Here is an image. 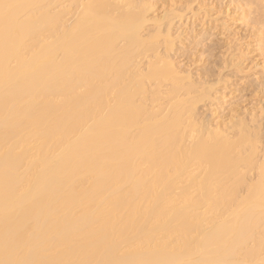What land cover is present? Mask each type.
Returning a JSON list of instances; mask_svg holds the SVG:
<instances>
[{
	"label": "bare ground",
	"instance_id": "bare-ground-1",
	"mask_svg": "<svg viewBox=\"0 0 264 264\" xmlns=\"http://www.w3.org/2000/svg\"><path fill=\"white\" fill-rule=\"evenodd\" d=\"M153 2L0 0V264H264V111L200 118Z\"/></svg>",
	"mask_w": 264,
	"mask_h": 264
},
{
	"label": "rangeland",
	"instance_id": "rangeland-1",
	"mask_svg": "<svg viewBox=\"0 0 264 264\" xmlns=\"http://www.w3.org/2000/svg\"><path fill=\"white\" fill-rule=\"evenodd\" d=\"M149 1L151 2L153 0H149ZM154 1H156V2H153L155 4L157 2L159 4V2H160V4L159 5L157 4L156 8H155L156 10L158 9V12H160L162 6L168 0H165V1L164 0H160V1L154 0ZM181 1L182 2L185 1V3L183 2L182 4H180ZM186 1L187 0H174V3H173L174 8L177 7L176 9L180 10L181 7L183 5H185L189 0L187 2ZM194 1L190 0L189 2H191L193 4ZM234 1H236V2L238 1V2L237 3L233 2V0H204V3L207 4V5H205V4H203V0H197V1H195L196 3H194L195 5L193 4L194 7L197 6V8H198V4L200 5L202 3L200 5V6H202L201 10L203 9L207 13L209 12L208 14H210V15H208V17H206L208 19L207 20H206V18L204 19L203 16L205 14L202 15V13H205V11L202 12L201 10H200V13L198 11L197 15H194L195 17L192 18L193 15L191 14V12L189 10L187 12L186 9L184 8L185 6H184V7H182L183 10L181 9L182 11H184L183 12L184 14L186 13L185 15L182 14V16H183L182 19L184 21L181 19V20H178V22H177L176 21L177 19H176L173 21L174 24L172 23V26H171V28L172 27L174 28V30L172 28L173 37L176 36L174 34L178 30H181L183 32V30L185 29L184 30L185 33L184 32L182 33L181 31L179 33H177L176 37H178V35H179V37L182 39L180 41L181 42L183 41V42L181 43L179 41L180 38L178 39L179 42L176 41L177 47L175 45L174 52L172 54L173 55L172 59H174L173 61L177 65H181L182 68L180 66L179 67L183 70L186 68H187L186 70H189L191 68V70L189 72L191 73V71H192V73H193V74L191 73L192 76L195 75V76H193V78L196 79V77L198 78V76L201 77V78L199 77L196 81L200 80V82H204L203 80H205V78H206V81H207V82L205 81L206 84H208V83L214 84L215 81H217V80L219 81V79H220V83H218V81H217L216 85L214 84L215 86L213 84H211V85H213V87H214L213 90L217 94H218V91L219 92L223 91L225 94L219 93V95L220 94L225 95L226 99L223 97V95L221 96L222 100L219 101V103L223 102V103H221V105L214 103V102L208 101V102H210V103H208L207 101H205L207 103L203 102L205 105L203 103H202V105H200L201 104L200 103L198 105V107L200 109L198 108V110H197V115L199 113L198 116H200V115L205 116L204 119L212 121V124L214 122H215L214 124H216L218 122L217 120H219V119H220V121H225V119L228 118L232 114V110L234 112L233 114H235V115H238V114L241 115L242 114V116H243V114L245 115V113L250 109L251 106H253V107H251V109H253L256 106L257 109H259L258 107H260L262 109V113L264 111V29L262 27L263 23H261V24L259 23V21L262 22L264 19V10H263L264 2L261 3L262 0H258V1H261L258 3H260V5L262 7L256 3L258 6L257 7L255 5L256 8H259V6H260L259 11L257 12L256 11L257 9L255 7H254L255 10L254 11L252 10L253 5L251 8H248L249 6L247 4H248L249 0H234ZM239 1H240V3H239ZM245 1L247 2L246 5H245V3H246ZM241 2H245V3H241ZM175 3H176V5H175ZM177 4L180 6L178 7ZM190 6L193 8V6L191 4H190ZM195 8L192 10L193 11L197 10V8L196 9ZM208 8H210L209 11H208ZM248 9H251V11L249 10L250 14L252 11L254 13L252 12V14L249 15ZM260 9L263 11L260 12ZM210 11H212V12H210ZM158 12L155 11V14H157ZM187 15H188V18H186ZM200 15H202V16H200ZM189 16H191V17L189 18ZM205 16H207V14ZM196 17H198V18L202 17L200 19H203V20H200V22H198L199 19ZM212 17H214V19ZM243 17H244V20H243ZM209 18H211V20ZM186 19H187V21H186L187 24L189 23L188 25L190 27L193 26V28H189L188 25L186 26V23H185ZM188 19H190V20L188 21ZM191 19H193V21ZM212 19L215 21H213ZM220 19H222V20H220ZM223 19L225 20L226 25H224L225 23H224ZM210 21H211V23H210ZM216 21L219 22V26L221 25L220 27H217L218 23ZM183 22L185 24H183ZM203 22H206L203 24V25L206 24L205 26L202 25ZM208 22L210 24L207 25ZM179 23H180V26H179ZM220 23H222V24H220ZM258 23H259V25H258ZM182 25H185L187 27L188 31H187L185 26H184V28L183 27L181 28ZM200 25L202 28L205 27V30H202ZM260 25L262 28L260 27ZM177 26H179V27H177ZM222 26L223 27L227 26L228 29H227V27H224V29H223ZM215 27H217L218 29ZM175 28H176V30H175ZM191 30H192V34H190ZM193 30L196 32L193 33ZM218 30L219 31L221 30L220 32L223 35L225 34L224 38L226 37L227 38V39L225 38L226 40L224 38H222L223 35L220 34V32H218ZM194 34H195V36H193V37H196V34H197L196 38L192 37V35H194ZM231 34L234 36H232ZM182 35H183V37H182ZM227 36H229V37H227ZM176 37H174V38H176ZM220 38H222V39H220ZM229 38L232 40L234 39V40L230 41ZM224 40H225V42H224ZM226 41L228 43H226ZM196 42H199V44ZM236 44H238L242 48H239V46ZM235 45L238 46L237 48L240 49L241 52H243V53L246 52V55H244V57H245L244 59L246 61L244 60L243 61L244 63L241 61V64H240V65H244V66H240V68H242V69H240V71L241 72L243 71L244 73H240L239 70L237 69L238 71L236 74V70L234 71V69H236V67L233 69V64L232 65L229 64V62H231V61L233 62L232 56L237 55L238 50H235V49H237ZM233 47H235V48H233ZM241 49H244L246 51H244V50L242 51ZM235 51H236V53H235ZM232 52H234L235 55ZM229 53H230V55H229ZM229 56L231 57V59H229ZM225 62H227V63H225ZM184 65L186 68L183 67ZM187 66H189L190 68ZM230 66H232V67H230ZM198 74H200V75H198ZM210 84H208V85H210ZM216 90H218V91H216ZM206 105L209 108L206 107ZM213 105L215 106V109L213 108L214 110H212V112L213 111L214 112L212 114L211 109H212V107H214ZM229 107L232 110H231V113L228 111L229 112L228 113L229 116H228L227 110H229L228 109ZM235 107L239 110V113ZM223 108H225V109H223ZM245 108H247V109L249 108V109L247 110ZM215 110H217V112ZM234 110H236V111H234ZM242 110H243V113H242ZM262 115H264V113ZM202 116H200V118ZM263 132H264V130H263Z\"/></svg>",
	"mask_w": 264,
	"mask_h": 264
}]
</instances>
